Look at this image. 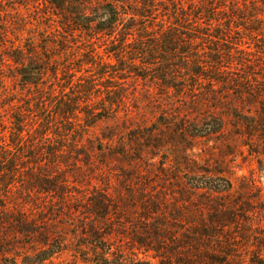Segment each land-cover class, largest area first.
I'll use <instances>...</instances> for the list:
<instances>
[{
	"label": "rangeland",
	"instance_id": "1",
	"mask_svg": "<svg viewBox=\"0 0 264 264\" xmlns=\"http://www.w3.org/2000/svg\"><path fill=\"white\" fill-rule=\"evenodd\" d=\"M162 2L110 34L0 5V264L39 232L64 244L42 264L98 235L126 264H264V0Z\"/></svg>",
	"mask_w": 264,
	"mask_h": 264
},
{
	"label": "trees",
	"instance_id": "2",
	"mask_svg": "<svg viewBox=\"0 0 264 264\" xmlns=\"http://www.w3.org/2000/svg\"><path fill=\"white\" fill-rule=\"evenodd\" d=\"M34 3L41 4L45 8V15H54L59 18L63 29H71L74 32L94 29L106 34H110L112 30L125 21L136 20L137 18L140 20L155 19L160 13L159 9L167 11V5L162 0L160 2L136 0L135 3L133 0H0L1 6L10 7L13 10ZM180 11L183 12V9ZM16 51L20 53V49ZM94 222L95 217L92 219L91 227L96 224ZM33 227L35 228V226ZM39 233L44 237V241L39 244L40 247L38 248L36 245L31 246L33 254L28 251L20 256L14 254L9 256L7 264H19V259L22 260L23 264H42L54 253L64 249L62 248L64 247L63 242L59 241L56 250H53L50 236ZM105 240L100 235L92 239L89 244L91 253L81 252L82 264H126L127 261L124 258L115 256L111 245L107 244Z\"/></svg>",
	"mask_w": 264,
	"mask_h": 264
}]
</instances>
